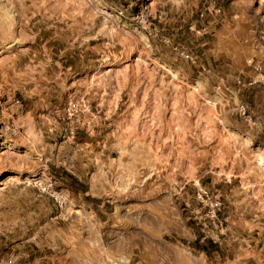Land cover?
<instances>
[{
  "label": "rangeland",
  "instance_id": "1",
  "mask_svg": "<svg viewBox=\"0 0 264 264\" xmlns=\"http://www.w3.org/2000/svg\"><path fill=\"white\" fill-rule=\"evenodd\" d=\"M0 264H264V0H0Z\"/></svg>",
  "mask_w": 264,
  "mask_h": 264
},
{
  "label": "crops",
  "instance_id": "2",
  "mask_svg": "<svg viewBox=\"0 0 264 264\" xmlns=\"http://www.w3.org/2000/svg\"><path fill=\"white\" fill-rule=\"evenodd\" d=\"M73 175V179H76L77 176L75 174H72ZM87 175V178H86V181L88 183V191L87 193H85V196H87V201L89 202H93L94 199L98 198L99 196L97 194H94V193H91V189H90V185H89V181H94L96 177L95 173H86ZM83 182V181H82ZM83 206H86L84 203H83ZM85 219L88 220V221H97V226L99 227V224L98 222L100 223L101 222V216L97 215L96 213H92V212H86L85 213ZM124 245L122 243H114L111 248H110V251L112 252V254L116 255V256H119L121 251H123Z\"/></svg>",
  "mask_w": 264,
  "mask_h": 264
},
{
  "label": "built area",
  "instance_id": "3",
  "mask_svg": "<svg viewBox=\"0 0 264 264\" xmlns=\"http://www.w3.org/2000/svg\"><path fill=\"white\" fill-rule=\"evenodd\" d=\"M240 111H243V107H240ZM204 195H206L205 192L198 191L196 193V198L201 199V198H203ZM58 203L61 205L63 202H62V200H58ZM218 205H219V203L216 202L214 207L217 208Z\"/></svg>",
  "mask_w": 264,
  "mask_h": 264
},
{
  "label": "trees",
  "instance_id": "4",
  "mask_svg": "<svg viewBox=\"0 0 264 264\" xmlns=\"http://www.w3.org/2000/svg\"><path fill=\"white\" fill-rule=\"evenodd\" d=\"M206 247H207V246H202V247H201V250L207 252Z\"/></svg>",
  "mask_w": 264,
  "mask_h": 264
}]
</instances>
